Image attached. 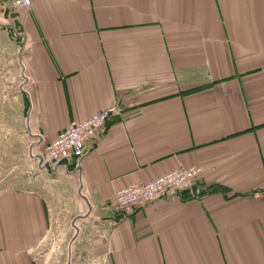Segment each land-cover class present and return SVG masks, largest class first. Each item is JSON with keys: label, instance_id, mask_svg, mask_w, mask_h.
I'll use <instances>...</instances> for the list:
<instances>
[{"label": "crops", "instance_id": "crops-1", "mask_svg": "<svg viewBox=\"0 0 264 264\" xmlns=\"http://www.w3.org/2000/svg\"><path fill=\"white\" fill-rule=\"evenodd\" d=\"M0 101V264H40L59 192L89 208L76 264H264V0L3 4ZM113 103L73 170L42 168ZM179 165L203 194L121 214L118 191Z\"/></svg>", "mask_w": 264, "mask_h": 264}, {"label": "built area", "instance_id": "built-area-1", "mask_svg": "<svg viewBox=\"0 0 264 264\" xmlns=\"http://www.w3.org/2000/svg\"><path fill=\"white\" fill-rule=\"evenodd\" d=\"M31 3L32 0H0V6L6 4L10 11L24 9ZM122 111L121 105L113 103L94 112L91 117L81 121L71 120L67 127L59 131L56 140L45 144L47 163H43L42 168H49L50 165L54 168L64 164L65 171L73 170L72 165L77 166L78 161L88 151L89 142L95 138V133L104 132L109 122L120 116ZM202 174L203 168L200 166L179 165L159 178L150 181L137 180L117 192V206L123 216L131 214L153 200L174 197L183 190L190 189L197 184Z\"/></svg>", "mask_w": 264, "mask_h": 264}, {"label": "rangeland", "instance_id": "rangeland-1", "mask_svg": "<svg viewBox=\"0 0 264 264\" xmlns=\"http://www.w3.org/2000/svg\"><path fill=\"white\" fill-rule=\"evenodd\" d=\"M57 196L51 210L49 232L34 252L40 264H76L83 257L74 249L73 236L78 230L82 231L89 208L81 204L77 194L71 200L66 199L64 193L59 192Z\"/></svg>", "mask_w": 264, "mask_h": 264}, {"label": "water", "instance_id": "water-1", "mask_svg": "<svg viewBox=\"0 0 264 264\" xmlns=\"http://www.w3.org/2000/svg\"><path fill=\"white\" fill-rule=\"evenodd\" d=\"M207 189L202 187V186H199L197 184H194L193 187H191L190 189H186V190H183L184 193H190V192H193L197 195H201L203 194V192H205Z\"/></svg>", "mask_w": 264, "mask_h": 264}]
</instances>
